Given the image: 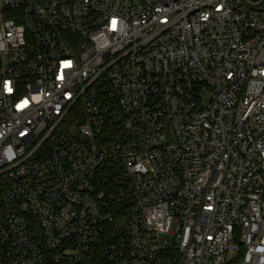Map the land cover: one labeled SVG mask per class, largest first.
Returning <instances> with one entry per match:
<instances>
[{"label":"built area","instance_id":"2783aa9c","mask_svg":"<svg viewBox=\"0 0 264 264\" xmlns=\"http://www.w3.org/2000/svg\"><path fill=\"white\" fill-rule=\"evenodd\" d=\"M0 264H264V0H0Z\"/></svg>","mask_w":264,"mask_h":264},{"label":"rangeland","instance_id":"374dc122","mask_svg":"<svg viewBox=\"0 0 264 264\" xmlns=\"http://www.w3.org/2000/svg\"><path fill=\"white\" fill-rule=\"evenodd\" d=\"M137 3H140L141 2V0H135Z\"/></svg>","mask_w":264,"mask_h":264}]
</instances>
